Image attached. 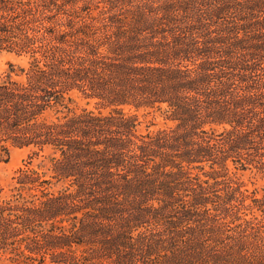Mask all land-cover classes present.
Segmentation results:
<instances>
[{
	"label": "trees",
	"instance_id": "trees-1",
	"mask_svg": "<svg viewBox=\"0 0 264 264\" xmlns=\"http://www.w3.org/2000/svg\"><path fill=\"white\" fill-rule=\"evenodd\" d=\"M1 51L0 258L264 264V0H0Z\"/></svg>",
	"mask_w": 264,
	"mask_h": 264
},
{
	"label": "rangeland",
	"instance_id": "rangeland-1",
	"mask_svg": "<svg viewBox=\"0 0 264 264\" xmlns=\"http://www.w3.org/2000/svg\"><path fill=\"white\" fill-rule=\"evenodd\" d=\"M25 62L26 59L23 56H19L14 52H10V51H1L0 80H2L9 71V63H14L15 65H24ZM151 118H152L151 114H144V112H140L141 123L139 129L141 131L146 130V124H148ZM159 124H161V119ZM31 152L32 150L30 147L10 148V154L7 162L2 163L0 167V184L3 187L2 195L9 194L10 188L14 184L13 175L15 173V170L29 160V156H31ZM31 163L34 165H40L43 169H46L47 167V159L42 156H33ZM240 174L241 177L248 180V177L245 173H240ZM249 185L251 184L249 183ZM0 264H10V262L6 258H0Z\"/></svg>",
	"mask_w": 264,
	"mask_h": 264
}]
</instances>
